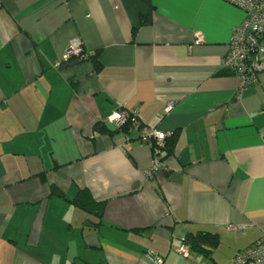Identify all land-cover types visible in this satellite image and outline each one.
<instances>
[{
    "label": "crops",
    "instance_id": "obj_1",
    "mask_svg": "<svg viewBox=\"0 0 264 264\" xmlns=\"http://www.w3.org/2000/svg\"><path fill=\"white\" fill-rule=\"evenodd\" d=\"M150 1L143 23L139 0H0V264H234L264 235V74L237 98L223 65L243 12ZM75 37L97 70L59 67ZM117 109L173 131L165 170L147 177L150 145L94 129ZM197 231L217 246L181 255Z\"/></svg>",
    "mask_w": 264,
    "mask_h": 264
},
{
    "label": "built area",
    "instance_id": "obj_2",
    "mask_svg": "<svg viewBox=\"0 0 264 264\" xmlns=\"http://www.w3.org/2000/svg\"><path fill=\"white\" fill-rule=\"evenodd\" d=\"M231 4L243 12L242 21L236 25L228 42V49L223 59V65L233 71L237 78L236 97L242 91L257 82L258 76L264 74V0H229ZM83 48L78 38H73L66 49L65 59L71 56L83 55ZM85 55V54H84ZM168 109V108H167ZM110 120L115 127H120L127 121L134 134H125L126 140L152 147V158L145 175L149 178L159 170H165L161 161L162 148L166 137L173 131L163 132L154 126L142 125L134 110L117 109L112 112ZM178 252L186 256L188 247L184 242ZM154 264H162L163 258L152 256ZM234 264H264V235L251 245L239 250L232 258Z\"/></svg>",
    "mask_w": 264,
    "mask_h": 264
},
{
    "label": "trees",
    "instance_id": "obj_3",
    "mask_svg": "<svg viewBox=\"0 0 264 264\" xmlns=\"http://www.w3.org/2000/svg\"><path fill=\"white\" fill-rule=\"evenodd\" d=\"M147 7V13L143 16L142 22L148 23L150 21V13L152 9V4L150 0H139ZM83 55H77V56H71L59 63V67L66 68L70 66H74L76 64L81 63L85 59H89L93 65L94 69L97 70L99 68V64L97 62L96 55L89 56L86 55V52L81 53ZM85 54V55H84ZM225 67V66H224ZM227 70H229L232 74L233 71H231L229 68L225 67ZM226 71V70H224ZM94 129L100 133H106V134H113L115 132H121L123 134H130L132 132L130 123L127 121L120 127H115L114 130H109L103 125L96 124L94 126ZM174 134L168 136L164 140V146L162 148V156L168 155L172 147L174 145L175 138L173 137ZM54 192V191H53ZM72 202L82 208L83 210L96 215L98 218L101 217L102 210H103V202H98L93 199L90 192L86 189H81L77 192L75 197L73 198ZM184 242L187 245V247L191 250L202 252L203 254L209 253L214 247L218 244V236L217 234L206 232V231H197L196 233H190L187 234L186 237H184Z\"/></svg>",
    "mask_w": 264,
    "mask_h": 264
},
{
    "label": "rangeland",
    "instance_id": "obj_4",
    "mask_svg": "<svg viewBox=\"0 0 264 264\" xmlns=\"http://www.w3.org/2000/svg\"><path fill=\"white\" fill-rule=\"evenodd\" d=\"M114 125V124H113Z\"/></svg>",
    "mask_w": 264,
    "mask_h": 264
}]
</instances>
